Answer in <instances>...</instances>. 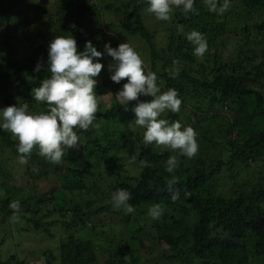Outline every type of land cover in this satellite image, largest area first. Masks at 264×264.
<instances>
[{
	"label": "trees",
	"instance_id": "obj_1",
	"mask_svg": "<svg viewBox=\"0 0 264 264\" xmlns=\"http://www.w3.org/2000/svg\"><path fill=\"white\" fill-rule=\"evenodd\" d=\"M106 2L109 0H55L41 10L44 21L37 40L26 35L29 52L25 57H15L16 47L9 38L4 41L8 49L0 74V93L5 107L18 104L16 91L21 104H29L30 112L46 111L47 104L34 101L31 90L50 76L49 42L55 36L71 35L78 51L84 49L86 41L101 52L106 43L115 48L120 42L112 32L92 29V24H103L105 14L112 11L119 21L106 25L147 46L151 69H145L157 74L162 92L176 89L183 101L192 93L220 111L213 119H208L201 106L197 107L201 113H193L199 150L194 158L180 157L175 172L179 178L174 189L179 192L176 201L166 190L173 174L164 166L176 153H161L154 144L144 146V130L135 125L132 111L138 101H131L128 110L116 101L110 108H101L98 103L96 122L114 121L122 126L121 131L99 137L94 135L95 129L78 130L83 143L74 151H66L60 164H51L38 155V147L27 165L19 164L18 142L11 133L0 130V246L5 245L1 248H7L10 238L15 239L7 230L13 225L18 232L38 233L37 239L52 236L51 228L59 225L68 242H59L54 252L44 249L47 264H264V0H229L224 11V0H218L216 11H210L205 0H195L197 12L187 15L173 9L172 20L162 21L169 36L168 45L163 47L151 29L155 17L147 11L146 0H125L122 6ZM258 15L262 21L256 19ZM5 19L8 22L10 18L5 15ZM20 23L28 26L30 22ZM4 27L0 22V32ZM193 30L202 33L208 45L204 54L208 59L198 72L200 77L182 70L174 79L166 76L163 84V73L157 72L159 63L180 57L195 61L193 46L185 35ZM4 32L5 28L2 35ZM108 58L113 63L106 52L99 59L104 65ZM38 62L42 66L34 71ZM163 67L167 70L166 65ZM126 82L127 78L112 86L107 81L100 84L95 89L98 99L109 93L108 86L115 94ZM139 101L149 98L142 95ZM162 118L180 121L171 112ZM133 137L141 149H133ZM4 153L15 156L7 169ZM124 153L129 155L123 158ZM128 159L141 168L139 174L129 173L123 162ZM142 161L151 166L142 167ZM95 177L98 184L93 181ZM222 183L230 191H221ZM117 189L131 193L129 203L136 210L134 214L125 215L113 207L110 197ZM83 192L93 194L82 196ZM13 201L20 202L19 213L14 214L9 207ZM153 204H160L164 210L157 221L147 214ZM114 213L120 215L114 222L125 224L126 235L105 246L96 234L114 223L102 215ZM14 215L19 218L14 219ZM82 230L88 237L82 236ZM0 264L30 263L12 253L0 254Z\"/></svg>",
	"mask_w": 264,
	"mask_h": 264
},
{
	"label": "clouds",
	"instance_id": "obj_2",
	"mask_svg": "<svg viewBox=\"0 0 264 264\" xmlns=\"http://www.w3.org/2000/svg\"><path fill=\"white\" fill-rule=\"evenodd\" d=\"M38 3L39 0H34ZM147 11L159 21L172 20L173 9H180L183 14L196 13L195 0H146ZM210 11H216L218 0H205ZM229 7V0H224L222 11ZM178 31L183 28L178 26ZM193 46L192 54L203 58L208 50L206 38L193 30L185 34ZM107 53L113 60L109 65L110 79L119 84L127 82L115 93L114 99L127 109L131 101H138L132 108L134 123L142 128L144 146L156 145L161 153L168 150L176 153L164 162L165 171L173 174L166 182V190L171 193L172 201L179 198L174 191L179 183L175 175L180 167V157L194 158L199 150L197 133L191 126L182 125L179 120L170 121L162 118L165 112L179 113L182 100L176 89L162 92L155 72L146 71L141 55L128 42L113 48L110 43L104 46V52L98 51L91 41H86L84 49L78 51L73 36H55L48 44L47 71L50 76L43 79L38 87L31 90L34 101L47 104V110L39 113L29 111V104L9 105L0 109V130L9 132L16 139L18 163L27 165L34 148L38 155L51 164H60L65 152L78 148L79 131L99 130L97 123L98 95L95 91L96 77L104 65L100 59ZM38 62L33 69L39 71ZM179 70L170 73L174 79ZM151 96V101H139L140 96ZM142 167H150V162L142 161ZM111 202L115 209L123 210L125 215L134 214L135 208L129 203L131 193L117 189L111 193ZM9 207L19 213V201H13ZM160 204H153L148 209V216L153 221L163 215ZM18 219V215H14Z\"/></svg>",
	"mask_w": 264,
	"mask_h": 264
},
{
	"label": "rangeland",
	"instance_id": "obj_3",
	"mask_svg": "<svg viewBox=\"0 0 264 264\" xmlns=\"http://www.w3.org/2000/svg\"><path fill=\"white\" fill-rule=\"evenodd\" d=\"M125 0H109V2L106 3H111L116 6H122L124 4ZM53 3H55V0H39L38 3L34 2V0H0V22L5 23V32L2 35V31L0 32V74L4 70V65H5V53L7 51V45L4 43V41L9 38L11 44L16 47V50L18 51L17 56L18 58L25 57L27 53L29 52L27 46H26V35H29L30 38L36 39L35 36L40 35V28L39 25L42 24L44 21L42 17V12L41 10L48 8L49 6H52ZM5 15L9 16V21L5 22ZM151 19V18H150ZM256 19L258 21H262L263 17L257 16ZM29 21L28 26H23L20 22L22 21ZM119 18L118 16L112 12L109 11L108 13L105 14L104 16V25L101 24H92V29L93 30H101L103 28L106 29L109 33L112 32L113 35L119 39L120 44L124 42H128L134 49L141 55L145 68L150 70L151 69V63L149 62V51L147 50V46L143 44L140 40H137L136 38H128L126 36H123L120 34L119 28H115L116 30H111L106 23L114 22L118 23ZM149 21V20H148ZM20 23V24H19ZM103 25V26H102ZM151 29L153 31H156V37H157V42L159 43L160 46H167L168 45V33L165 28V24L162 23V21L157 20L156 18L152 19L151 21ZM256 31V30H255ZM254 33L251 35V39L254 37ZM261 37V35H259ZM144 53H143V52ZM195 61L189 62L187 61L186 58L180 57L177 58L178 60L175 61L176 59L169 61V62H161L159 63L157 67V72L163 73L160 77L161 82L163 84L166 83V76H170V73L175 72L179 70L181 72L182 70L187 71L190 75L193 77H200V74L198 72H201V67L202 64L205 63L208 59V55H204L203 58H198L195 57ZM112 64L109 62V58L107 62L104 64V67L101 70V73L99 74L98 77L95 79L97 80V85L96 88L104 83L105 81L110 82V85H114V82L110 79V73H109V65ZM164 65L167 66V70H164ZM166 72V73H165ZM111 80V81H110ZM111 86L107 87V90L109 93L101 96L98 100L99 103L101 104V108H110L112 104L115 102L114 96L115 94L113 93ZM95 88V89H96ZM192 90V89H191ZM192 93L186 94L184 99L185 101L182 100L181 108L179 113H174L177 114L182 125L185 126H191L192 128L196 126L197 118L193 115V113L199 112L197 107L201 106L202 109H204L202 112L205 113L208 117V119H213L214 115L220 111L219 107L213 106L209 107V101L204 100L200 101L198 98L194 97V95H191ZM14 96L15 99L17 100L18 104H21V100L17 95V92L14 91ZM149 101L152 99L151 96H148ZM148 100V99H147ZM4 97L0 93V109L4 108ZM100 109V108H99ZM125 110H128L125 109ZM219 110V111H218ZM224 113H227V108H224ZM34 112V111H31ZM168 112H165L163 116ZM193 116V117H192ZM100 128L99 130H96L94 135L95 136H108L110 135V132H119L121 131L120 128L122 126L114 121H106V120H101L99 121ZM105 134V135H103ZM108 138V137H106ZM130 142L132 144V147L134 150L141 149L142 145L133 137L130 138ZM80 143H83V141H80ZM80 146V145H79ZM77 148H72L71 150H75ZM70 150V149H69ZM129 154H121L123 158H126V156ZM3 158H5V169L10 167L12 165V160L15 158V156L9 154V153H4ZM125 162L126 168L129 171V173L137 175L139 174V171L141 168L132 161L131 159H128ZM264 163V161H263ZM21 165L19 169H21ZM22 172V171H21ZM20 172V173H21ZM93 181L98 184L99 182L93 178ZM221 191H230V188L228 185L225 186L224 183H222L221 186ZM220 192V191H219ZM222 193V192H221ZM93 193H88V192H83L82 196L89 195ZM72 198L70 195L68 198ZM64 204H67V199L65 198ZM104 218L110 219L111 222L117 221L120 218L119 214H103ZM59 225L54 226L51 228V234L52 236H49L48 238L44 239V236L42 238L37 239L38 233H24L22 231L18 232L17 228L13 225L12 227H8L7 230L12 234V238L15 239H9L8 240V245L7 248H1L0 246V254L5 256L8 254H16L20 258H24L29 261L30 264H47L46 262V256L43 255L44 249H50L52 252L55 250H58L59 246L57 247V244L59 242L66 243L68 242V237H66L63 234H60L59 231ZM20 228V227H19ZM88 230V229H87ZM89 232V230H88ZM65 233H67L65 231ZM68 234V233H67ZM82 236H87L88 233L85 230L81 231ZM60 235L62 237H60ZM126 235V227L125 224L123 223H116L114 222L112 225H108L106 228H101L97 231L96 234V239L99 240L98 242L101 244H104L107 246L111 240H120L121 238H125ZM10 237V235H9ZM88 237V236H87ZM93 237V235H91ZM5 241V240H4ZM5 246V245H4ZM2 246V247H4ZM152 254L151 256H153ZM145 258V257H144ZM254 264H258V262H255Z\"/></svg>",
	"mask_w": 264,
	"mask_h": 264
}]
</instances>
